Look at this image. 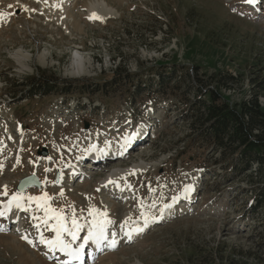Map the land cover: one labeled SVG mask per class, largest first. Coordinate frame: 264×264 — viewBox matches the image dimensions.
<instances>
[{
    "label": "rangeland",
    "instance_id": "obj_1",
    "mask_svg": "<svg viewBox=\"0 0 264 264\" xmlns=\"http://www.w3.org/2000/svg\"><path fill=\"white\" fill-rule=\"evenodd\" d=\"M44 1L58 25L37 12ZM91 1L0 0V11L9 17L0 20V211L19 192L20 181L30 178L39 186L23 195L47 193L69 226L73 212L85 226L90 207L103 212L105 201L109 205L107 218L113 223L107 232L109 238L116 233L117 247L95 249L89 241L82 264H264L262 210L254 207L260 179L226 174L224 163H213L219 151L198 152L189 142L181 103L194 97L185 90L192 80L218 71L240 76V83L221 90L231 104L249 97L248 71L264 70V0H106L119 16L105 23L87 16ZM16 54L27 56L32 72L19 71ZM45 54L46 67L38 62ZM74 55L88 70L78 77L64 73ZM38 69L99 87L129 74L142 90L136 93L122 78L116 90L105 93L30 97L19 92ZM174 76L185 93L182 99L144 91L160 77ZM258 99L264 109V98ZM135 163L147 167L99 185L103 177ZM164 204L172 207L162 219L131 240L124 235L121 225L129 217L143 227L142 205L159 216ZM43 215L35 204L20 211L21 228L10 211L0 216V264H77L41 242L55 237L51 227L33 218ZM87 233L83 227L76 241L67 234L64 239L76 248Z\"/></svg>",
    "mask_w": 264,
    "mask_h": 264
},
{
    "label": "trees",
    "instance_id": "obj_2",
    "mask_svg": "<svg viewBox=\"0 0 264 264\" xmlns=\"http://www.w3.org/2000/svg\"><path fill=\"white\" fill-rule=\"evenodd\" d=\"M198 68V67H194ZM261 68V67H260ZM170 73L175 74L173 70ZM196 73V71H195ZM250 94L247 99L233 105L222 96L221 90H227L240 83V76H234L225 72H214L209 75H198L188 85L186 93H192L193 98L188 99L184 91H180V79L171 80L168 77H160L159 83L155 87H148L146 93L166 95L175 93L181 99V103L186 105L185 119L189 122L190 134L189 142L198 152H205L211 149L219 151V157L213 160L214 164L224 163L225 173L239 176L244 174L251 178L250 182L260 179L257 189H255V208L262 210V227L264 231V109L261 107L259 97L264 98V70L250 69L248 71ZM197 75V73L195 74ZM114 77V76H113ZM180 77V76H179ZM132 85L135 77L117 76L112 84L103 83L88 85L68 80H59L38 69L36 74L26 77L19 88V92L25 91L28 96L49 95L53 92L80 94H92L97 92L105 93L114 91L120 79ZM158 84V85H157ZM19 85V84H18ZM17 85V86H18ZM107 85V86H105ZM94 86V87H93ZM105 86V88H104ZM134 91L140 93L142 90L139 80L133 84ZM145 89V88H144ZM245 171H249L245 173ZM260 231V232H261ZM264 244V241H263Z\"/></svg>",
    "mask_w": 264,
    "mask_h": 264
},
{
    "label": "snow or ice",
    "instance_id": "obj_3",
    "mask_svg": "<svg viewBox=\"0 0 264 264\" xmlns=\"http://www.w3.org/2000/svg\"><path fill=\"white\" fill-rule=\"evenodd\" d=\"M244 2L249 4L256 3V0H244ZM59 7V4L55 5ZM12 5H9L11 8ZM27 10V9H25ZM8 14L0 11V20L8 19ZM89 19H101V17L97 16L95 13L92 14ZM0 170H2V165H0ZM49 169H46L48 171ZM109 183L115 184L116 181H109ZM5 196L8 195L7 190L3 193ZM63 195V192L60 193ZM178 197H173V200H177ZM50 197H48L47 193L41 196H25L21 192L14 193L7 203L4 205L2 211H0V216H4L7 212L11 211L13 208L29 211L32 208V205L35 204V208L43 211V217H33L34 219H41L45 226L51 227V230L55 233L54 239L45 240L43 237L41 238V242L46 244L50 250H56L65 253L72 260H80L82 251L89 241L96 245L97 249H101V245H105L109 249H115L117 247V239L116 233L111 234V238H109L107 229L108 225L112 224L113 221L107 218L106 212H100L94 207H90L88 209V216L91 217V220L88 223V233L84 238V243L80 244L78 247L73 248L72 243L68 242L64 239L65 234L71 237V241L74 242L79 238V232L84 227L81 223L78 222L75 213L73 212L71 218V226H69L68 218L64 215L63 209H55L49 203ZM172 207V204H164L163 207L160 208V215H151L148 211L143 209V205L141 206L140 217L143 220V227L138 226L137 222L132 221V218L129 217L128 220L121 225V229H127L124 232V235L131 240L133 234L141 233L144 231V228L147 227L150 223H154L159 219L163 218V214L166 209ZM49 221H53L51 225H49ZM131 221V226H129V222ZM27 239V237H24ZM102 250V249H101Z\"/></svg>",
    "mask_w": 264,
    "mask_h": 264
},
{
    "label": "bare ground",
    "instance_id": "obj_4",
    "mask_svg": "<svg viewBox=\"0 0 264 264\" xmlns=\"http://www.w3.org/2000/svg\"><path fill=\"white\" fill-rule=\"evenodd\" d=\"M42 1V0H41ZM60 1V3H64L66 0H58ZM94 1V0H93ZM91 1L88 3V6H87V9H86V14L88 17H91L93 13H95L97 16L101 17V19H98L102 22H107V20L111 19V18H117L118 15V11L116 8H113V6H111L110 4H108V2L106 0H95L94 2ZM45 1L44 2H41L39 4V9H38V13H41L45 16H47L49 19L48 21H51L53 23H55L56 25L59 24L58 22V19L57 18H53L52 19V7L51 5L49 4H46L45 5ZM37 15V14H36ZM47 22V21H46ZM49 23V22H48ZM76 55V54H75ZM74 55L73 57V61L71 62V64H69L68 68H65L64 69V73L65 75H68V76H81L85 73L88 72V70L86 69V66H85V63L83 61V59H76V56ZM27 57L26 55L22 56L20 54H16L14 56V58L16 59V62L17 64L19 65L20 69L19 71L21 73H25V72H28L30 73V71L32 72V69L30 67V65L27 63ZM30 57V56H29ZM39 63L43 66L46 67V65L48 64L47 62V57H46V54L45 55H42L41 57H39ZM91 68V66H90ZM101 155H99L100 157ZM97 157V156H96ZM106 156H104L103 158H100L98 161L101 162L102 159L105 160ZM136 165H132L130 166V168H126V169H118L114 172H112L111 174L107 175V177H103L102 180L99 182V185H105L107 183H109V181H115L116 179H119V176H121L122 174H130L132 172H135L136 170H138L139 168H146L147 165H144L143 163H135ZM75 169V171H78L79 170L77 169L76 166L73 167ZM104 201V200H103ZM106 206L108 207L109 205L105 203ZM107 207L105 208V210L103 212H107L109 209H107ZM22 211V210H19V209H16V208H13L12 211H10V214H11V218L16 221V228H21V226L23 225L22 223V219L21 217H19V212ZM21 216V215H20ZM83 225V224H82ZM86 229L88 230V224H85ZM83 260V251H82V254H81V259L80 260H75L77 264H80Z\"/></svg>",
    "mask_w": 264,
    "mask_h": 264
},
{
    "label": "water",
    "instance_id": "obj_5",
    "mask_svg": "<svg viewBox=\"0 0 264 264\" xmlns=\"http://www.w3.org/2000/svg\"><path fill=\"white\" fill-rule=\"evenodd\" d=\"M85 127H87V126H85ZM41 154H42V155H45V154H46L45 149H42ZM29 179H30V178H23V179L20 181L21 183H19V185L17 186V190H18L19 192L22 191V193H24L25 189L28 188V187H31V186H36V187H38V186H39V183H37V182H36L35 184L30 183V182L28 181ZM31 179H33V178H31Z\"/></svg>",
    "mask_w": 264,
    "mask_h": 264
}]
</instances>
